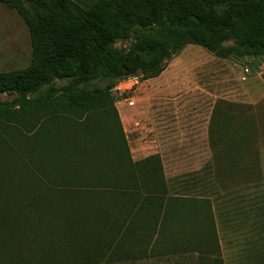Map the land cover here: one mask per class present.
<instances>
[{"label":"rangeland","instance_id":"1","mask_svg":"<svg viewBox=\"0 0 264 264\" xmlns=\"http://www.w3.org/2000/svg\"><path fill=\"white\" fill-rule=\"evenodd\" d=\"M75 1L88 8L99 0ZM31 60L27 25L0 2V72L25 69ZM161 76L116 82L115 110L129 149L125 164L117 159L122 146L114 111L88 117L63 109L0 120V209L38 197L56 200L45 189H53L50 182L84 180L95 195L78 215L112 238L138 199L124 198L128 188L138 202L158 201L152 199V213L139 223L141 240L121 244L103 264H264V59H220L188 45ZM219 102L212 146L209 131ZM92 203L103 220L90 215ZM62 205L53 208L60 216L68 212ZM22 209L35 220L54 218L53 209L35 201ZM51 234L38 243L12 239L15 259L4 264H66L69 257L58 248L69 250V243L58 244Z\"/></svg>","mask_w":264,"mask_h":264},{"label":"trees","instance_id":"2","mask_svg":"<svg viewBox=\"0 0 264 264\" xmlns=\"http://www.w3.org/2000/svg\"><path fill=\"white\" fill-rule=\"evenodd\" d=\"M0 2L22 17L32 41V60L27 68L0 72V120L63 109L88 117L97 112H116L113 95L116 82L133 76L143 81L157 79L167 69L168 61L188 45L200 46L220 59L235 57L254 62L264 59V0H99L88 8L75 0ZM97 82L106 86L98 87ZM3 96L11 97L12 101H3ZM220 103L210 125L212 146L216 145ZM116 126L122 146L117 150V159L125 164L129 149L117 112ZM50 183L52 190L44 188L56 193L58 199L38 197L22 200L19 206L6 211L0 209V264L15 259L12 239H32L31 243H38L41 238H51L54 232L58 244L69 243V250L58 248L69 257L66 264L111 263L121 244L141 240L139 223L144 224L141 220L152 213L149 207L152 199L158 201L146 198L138 202L140 196L125 188L124 198L133 202V198L138 199L130 204L134 208L119 222L118 231L110 238L104 232H96L86 218L78 215V208L95 195L90 193L91 184L84 180L65 186ZM33 201L48 206L49 210L65 203L68 212L60 216V211L53 209V219L35 220L22 209L32 207ZM93 205L90 215L103 220L101 210ZM171 211L168 207L166 218ZM203 246L200 244L209 253ZM39 249L41 254L47 251L44 247ZM139 254L144 251L135 257Z\"/></svg>","mask_w":264,"mask_h":264},{"label":"built area","instance_id":"3","mask_svg":"<svg viewBox=\"0 0 264 264\" xmlns=\"http://www.w3.org/2000/svg\"><path fill=\"white\" fill-rule=\"evenodd\" d=\"M139 78H141V77H139V76L138 77H135V78L132 77V78L129 79V82H136L137 83V81H138ZM133 105H134V103H131L130 104V106H133Z\"/></svg>","mask_w":264,"mask_h":264},{"label":"crops","instance_id":"4","mask_svg":"<svg viewBox=\"0 0 264 264\" xmlns=\"http://www.w3.org/2000/svg\"><path fill=\"white\" fill-rule=\"evenodd\" d=\"M163 75H164V73H163ZM162 77V76H161Z\"/></svg>","mask_w":264,"mask_h":264}]
</instances>
